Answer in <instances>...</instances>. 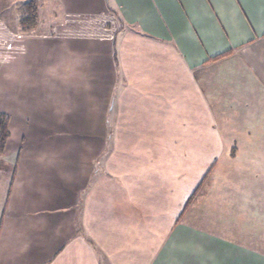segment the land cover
Masks as SVG:
<instances>
[{
	"label": "crops",
	"instance_id": "1",
	"mask_svg": "<svg viewBox=\"0 0 264 264\" xmlns=\"http://www.w3.org/2000/svg\"><path fill=\"white\" fill-rule=\"evenodd\" d=\"M4 3L0 264H264L246 218H179L222 148L262 164L264 0H55L30 32Z\"/></svg>",
	"mask_w": 264,
	"mask_h": 264
},
{
	"label": "rangeland",
	"instance_id": "2",
	"mask_svg": "<svg viewBox=\"0 0 264 264\" xmlns=\"http://www.w3.org/2000/svg\"><path fill=\"white\" fill-rule=\"evenodd\" d=\"M22 1L24 0H5L6 3L4 4H6L5 7L9 11L14 10L18 18L17 7H19V4ZM38 4L41 18L45 19L44 25L50 24V21L48 20L51 18V14L55 11V0H39ZM219 134L223 139V143L230 142L231 139L240 138V136L242 137L244 135V133L241 132H232L230 134L228 132L222 131H220ZM250 134L252 135V133ZM261 134L264 135V133ZM234 150L235 149L233 148H222L221 154L218 158H216L212 163H206L207 165H205V168L208 167V169L201 179L202 182H199L201 183V188L190 203L187 201L188 205L185 206V209L181 212L179 218L187 210V208H190L191 204H197L210 209L209 212H203V215L205 216L203 218L208 220L213 218L214 221L216 219L218 225L220 226H225L227 223L234 221L237 226L235 231L237 238L243 236L244 229L242 224L246 219L247 221L245 222H247L249 225L246 230H251V232H254L255 229H257L259 233H264V213L262 212L264 210V200L261 202L260 198L264 192V157L261 165L259 163L254 165L251 162L245 166L243 163L248 159L245 149H237L239 150V152L236 153L237 157L234 160H230V155L233 156L235 153ZM253 151H258V149H254ZM252 160L253 159L250 161ZM244 166L251 168V174L249 172H245L243 177L240 176L237 179L238 174H240L239 171L243 170L245 168ZM229 167H231L230 170ZM256 174H258L257 180ZM234 192L243 194V196H240V199L243 200L242 202H244V205L246 204L250 207L251 211H253L252 213L249 211L244 213L242 210L238 212H232L229 210V208H231L230 201L233 198L231 196ZM190 195L191 194H189V197ZM211 209H213V211H211ZM259 213L260 216H258ZM250 214L253 216L252 219L250 218L251 226L248 222ZM220 231L222 234L223 232L227 231V228L220 227ZM254 234L255 233H251L250 235Z\"/></svg>",
	"mask_w": 264,
	"mask_h": 264
},
{
	"label": "trees",
	"instance_id": "3",
	"mask_svg": "<svg viewBox=\"0 0 264 264\" xmlns=\"http://www.w3.org/2000/svg\"><path fill=\"white\" fill-rule=\"evenodd\" d=\"M39 0H24L19 4L18 9V24L22 32H30L34 30L39 23ZM9 135L8 117L0 114V153L3 152L5 141ZM202 182V181H201ZM201 188V183L197 185L194 191L188 198V203L198 194ZM188 205L187 202L185 206Z\"/></svg>",
	"mask_w": 264,
	"mask_h": 264
}]
</instances>
